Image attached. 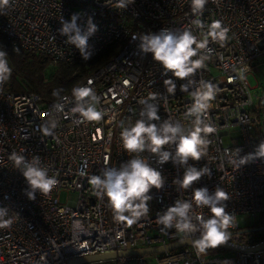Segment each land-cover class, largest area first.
<instances>
[{
	"label": "built area",
	"instance_id": "2783aa9c",
	"mask_svg": "<svg viewBox=\"0 0 264 264\" xmlns=\"http://www.w3.org/2000/svg\"><path fill=\"white\" fill-rule=\"evenodd\" d=\"M115 3L10 0L9 6L0 10V32L12 45L44 54L53 62L81 58L79 50L66 44V37L58 31L61 17L70 21L73 14H79L82 26L89 17L93 19L98 26L89 39L94 53L115 42L122 44L78 85H89L101 98L98 107L104 116L100 121L81 122L79 114L71 111V93L60 96L67 100H44L34 92H11L6 83L0 86V207L10 209L13 221L9 227H0V264H62L81 256L164 247L180 240L174 229L163 232L157 217L178 197L190 196L192 189L178 192L173 184L174 178L182 177L183 168L171 161L154 164L165 179L164 187L151 190L148 215L133 224L114 217L106 199L94 194L88 177L98 175L106 165L118 167L131 158L122 148L119 125L139 118L140 99L157 94L161 120L170 117L184 122L192 101L189 93L180 91V85L187 80H177L175 94H168L163 84L168 77L162 75V67L151 54H141L139 42L132 38L163 28L192 26L190 0H134L126 8H117ZM201 19L205 24L221 21L228 29V40L223 46L210 43L211 59L193 77L211 81L219 92L209 110L217 132L209 134L207 155L189 163L211 169V176L202 177L193 188L207 187L214 192L220 187L229 196L226 211L235 216V226L228 230L229 247L219 246L198 256L189 244L152 253L154 263L150 254H143L79 264H264V247L252 249L262 239L252 241L237 221L240 214L264 221V159L240 167L232 162L236 149L244 156L264 141V90L254 94L251 90L256 86L248 81L264 53L258 46L264 39V0H209ZM194 87L190 86V91ZM57 103L64 106L62 112L55 110ZM51 120L56 121V127L45 134L44 127ZM224 137L229 144L224 143ZM13 153L41 158L49 176L57 180L48 194L37 192L34 200L28 198L29 188L14 166ZM144 155L154 162L151 154ZM62 190L67 194L65 201L60 199ZM196 211L210 215L207 208Z\"/></svg>",
	"mask_w": 264,
	"mask_h": 264
},
{
	"label": "clouds",
	"instance_id": "9594fccd",
	"mask_svg": "<svg viewBox=\"0 0 264 264\" xmlns=\"http://www.w3.org/2000/svg\"><path fill=\"white\" fill-rule=\"evenodd\" d=\"M213 2L218 3L219 0ZM131 3L134 0H116L115 5L126 8ZM208 3L209 0H190V11L194 18L191 25L194 27L163 28L156 33H143L132 38L139 42L137 47L141 54H151L162 67V75L168 77L163 80L168 94H175L177 80H187V83L180 85V91L189 93L192 101L184 114V122L170 117L161 120L158 115L160 107L155 103L157 94L140 99L142 107L139 118L135 122L129 120L127 124L121 121L119 125L122 148L131 158L118 167L106 165L98 175L88 177L94 194L106 199L114 217L133 224L148 215V202L153 199L151 190L164 187L165 179L154 164L162 166L171 161L174 166L183 168L182 177L174 178L173 184L178 186V192L192 189L191 194L186 198L178 197L173 205L158 215L157 220L163 232L174 229L181 243H190L198 256L225 244L230 237L229 228L235 226L234 214L226 211L225 201L229 196L223 189L217 187L210 192L207 187H192L202 177L211 176V169L207 165L198 168L189 163L200 161L207 155L211 143L209 134L217 132L209 119V110L219 92L211 81L193 77L211 59L213 50L209 47L210 43L223 46L228 40V29L221 21L205 24L201 19ZM9 4L10 0H0V10ZM79 19V14H73L70 21L61 17L62 27L58 31L66 37L65 43L75 46L82 59L87 61L94 54L89 39L98 31V26L91 17L83 26L78 23ZM197 30H200L199 35L195 34ZM12 72L7 52L0 49V86L11 78ZM190 86L195 87L190 91ZM62 91L55 89L53 96L67 100V97H60ZM71 97L74 101L71 111L79 114L81 122L100 121L103 118L104 112L98 107L101 98L89 85L74 87ZM63 107L59 103L54 105L57 112H62ZM55 127L56 121L51 120L44 127L45 134ZM240 151L236 149L232 157V162L239 167L256 159H264V141L252 153L240 156ZM145 153L151 154L154 162H150ZM11 159L27 182L29 199L34 200L37 192L48 194L56 185V178L49 176L38 155L28 159L22 154L13 153ZM197 208H207L210 215L197 212ZM9 212L8 207H0V227L12 224Z\"/></svg>",
	"mask_w": 264,
	"mask_h": 264
},
{
	"label": "trees",
	"instance_id": "16d2710c",
	"mask_svg": "<svg viewBox=\"0 0 264 264\" xmlns=\"http://www.w3.org/2000/svg\"><path fill=\"white\" fill-rule=\"evenodd\" d=\"M121 43L115 42L94 53L85 61L77 58L71 62L56 61L41 53L27 52L12 45L0 32V49L7 52L10 66L13 69L11 78L6 82L7 90L16 93L34 92L44 100H52L55 89H63V94L72 93L87 76L102 66L120 49ZM244 234L259 241L264 239V221L242 229Z\"/></svg>",
	"mask_w": 264,
	"mask_h": 264
},
{
	"label": "water",
	"instance_id": "95a60500",
	"mask_svg": "<svg viewBox=\"0 0 264 264\" xmlns=\"http://www.w3.org/2000/svg\"><path fill=\"white\" fill-rule=\"evenodd\" d=\"M258 46L260 49H264V39H261L258 42ZM190 243L184 242L181 243V240L173 241L166 246H158V247H150V248H141V249H129V250H123L119 252H108V253H102V254H94V255H86L77 257L71 260H68L65 263L62 264H79V263H86L94 260L99 259H105V258H113L117 256H129V255H143V254H152V253H162L165 250H173L175 248H179L185 245H189ZM224 247H229L227 243L221 245ZM261 247H264V239H262L257 245H255L252 249H259Z\"/></svg>",
	"mask_w": 264,
	"mask_h": 264
},
{
	"label": "rangeland",
	"instance_id": "374dc122",
	"mask_svg": "<svg viewBox=\"0 0 264 264\" xmlns=\"http://www.w3.org/2000/svg\"><path fill=\"white\" fill-rule=\"evenodd\" d=\"M248 81L252 87H255L251 91L254 94L260 95L262 90H264V53L258 58V63L256 65V69L252 71L250 74H248ZM224 143L227 145L230 143V140L228 137L223 138ZM66 192L61 191L60 192V199L61 201L66 200ZM237 221L239 224V227L242 229H247V227L253 225L257 221L256 216H251L249 214H240L237 216ZM151 259V263H154L153 254L148 255ZM128 264H135V262L130 261Z\"/></svg>",
	"mask_w": 264,
	"mask_h": 264
}]
</instances>
